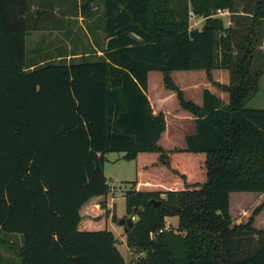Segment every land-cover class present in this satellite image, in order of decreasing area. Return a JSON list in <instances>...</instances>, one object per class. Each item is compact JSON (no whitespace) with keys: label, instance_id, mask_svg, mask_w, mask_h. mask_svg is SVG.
<instances>
[{"label":"trees","instance_id":"1","mask_svg":"<svg viewBox=\"0 0 264 264\" xmlns=\"http://www.w3.org/2000/svg\"><path fill=\"white\" fill-rule=\"evenodd\" d=\"M43 1L0 0V233L21 238L11 245L20 264H135L107 226L112 152L137 164L123 216L139 218L125 234L137 263L264 264V230L252 217L231 227L229 214L231 193H264V110L245 106L264 63L251 74L250 40L213 17L232 12L233 0H189L199 29L187 0H78V14L97 19L101 49L92 60L41 64L27 38L64 33L60 22L78 17L46 25ZM252 1L264 20V0ZM200 70L227 103L204 88L197 105L171 77ZM213 70L228 71L229 84ZM150 72L193 117L184 148L160 145L166 122L146 94ZM168 218L176 229L157 234Z\"/></svg>","mask_w":264,"mask_h":264},{"label":"rangeland","instance_id":"2","mask_svg":"<svg viewBox=\"0 0 264 264\" xmlns=\"http://www.w3.org/2000/svg\"><path fill=\"white\" fill-rule=\"evenodd\" d=\"M187 1L188 11H192L189 0ZM78 2V0H47L42 2L46 3L45 7L50 6V8L44 10L48 15L45 16L47 18L46 25L52 26V16L55 19H59L64 13H77L78 17L74 20H66L64 23L60 22V26L64 27V33L52 30L44 34H31L26 42L30 56H34L36 49L40 50L39 58L42 60L41 64L75 63L84 59L92 60L96 57L95 55L102 47V34L98 29L95 30L94 28L93 24H95L96 18L90 19L89 16L82 17V15L78 14L80 13L77 10ZM231 9L232 12L231 10L222 9L229 13L223 16H219L216 10L213 17L221 18L224 26H227L229 22L230 25L228 26L238 31L237 36L239 39L244 36L250 40L247 45L251 51L252 58L249 61L248 70L252 74L264 63V20H259L252 16L256 9L255 2L252 0H233ZM32 11L35 14L38 10L32 8ZM99 11H101V7H99L97 13ZM54 23H57L56 20ZM203 23L204 19L202 18V21L197 23V26L190 23V27L199 29ZM212 76L215 81L221 84H229L228 71L213 70ZM171 77L175 84L183 90L186 99H190L197 105L201 104V91L204 88H208L215 93L224 103L228 101L226 93L220 92L207 81L204 71H175L171 74ZM146 94L151 107H154L153 111L157 113L160 110L165 116L166 131L160 140L161 147L165 150L184 148V137L193 130V117L191 114L181 110L175 94L164 88L162 75L159 72H150L148 74ZM155 97L160 99V101L155 100ZM245 106L264 110V72L258 79L257 91L249 93L245 99ZM184 156L188 155H181L183 161ZM122 157V153H107L103 164V175L109 187L108 205L112 212L107 226L117 239L116 247L123 259L126 263H131L140 258V253L128 246L123 227L118 226L115 221L111 220L113 215L116 219L123 218L125 215L124 193L130 189L131 183L138 175L136 162L134 160H124ZM184 162L186 163V161ZM186 164L190 168L192 167L191 163ZM263 205L264 193H231L229 195L231 227L244 225L252 217L253 228L264 230ZM255 211L256 213L253 215ZM129 217L131 218V216ZM170 220V228L175 230L177 219L172 218ZM11 243L13 241L10 234L0 233V264H20L19 260L9 251Z\"/></svg>","mask_w":264,"mask_h":264},{"label":"water","instance_id":"3","mask_svg":"<svg viewBox=\"0 0 264 264\" xmlns=\"http://www.w3.org/2000/svg\"><path fill=\"white\" fill-rule=\"evenodd\" d=\"M152 203H154L156 206L159 204V201H155V200H150ZM134 211V209H133ZM108 212L110 214H112V212L110 211V209L108 210ZM114 213V211H113ZM138 216L134 215L133 217H127V218H120V219H116L113 215L112 217V221H115V223L118 226L123 227V232L126 234L128 232L129 229H131L134 225V223H136L138 221Z\"/></svg>","mask_w":264,"mask_h":264},{"label":"built area","instance_id":"4","mask_svg":"<svg viewBox=\"0 0 264 264\" xmlns=\"http://www.w3.org/2000/svg\"><path fill=\"white\" fill-rule=\"evenodd\" d=\"M216 12H217V14H218L219 16H223V15H228V14H229L226 10L223 11V10H221V9H218ZM200 20H202V18L197 17L192 11H189V25H190V23H191V24L193 23L194 26H197V23H199ZM190 28H191V27H190ZM169 229H170L169 226H168V225H165V227H164L162 230H159L157 234H160V233H162L163 231H167V230H169ZM151 238H152V239L155 238V234H151ZM138 259H139V258H138ZM138 259H136V260L133 261V262H134L135 264H139V263H137Z\"/></svg>","mask_w":264,"mask_h":264},{"label":"crops","instance_id":"5","mask_svg":"<svg viewBox=\"0 0 264 264\" xmlns=\"http://www.w3.org/2000/svg\"><path fill=\"white\" fill-rule=\"evenodd\" d=\"M202 20H200L199 22H201ZM228 25H230V23L228 22V24H227V26ZM226 27V26H225ZM155 100H157V101H160V99H158V98H156L155 97ZM157 106V105H156ZM158 107V106H157ZM152 108H153V110H154V107L152 106ZM158 112H161L160 110H158ZM154 113H156V111H154ZM193 124V123H192ZM193 131V130H192ZM108 198H109V195H108ZM108 202H109V200H108ZM108 207H109V205H108ZM111 216V215H110ZM110 216H109V219H110ZM170 219H172V218H168V219H166V223H165V225H168L169 226V228H170V224H171V220ZM111 220H112V218H111ZM109 222V221H108ZM10 236H11V238H12V241H13V243H11V245H13L14 243L15 244H17V245H21V238L20 237H18L17 235H12V234H10ZM11 245H10V247H11ZM10 253L11 254H13L15 257H16V255L14 254V252H13V250H12V248H10ZM17 258V257H16ZM18 259V258H17Z\"/></svg>","mask_w":264,"mask_h":264}]
</instances>
